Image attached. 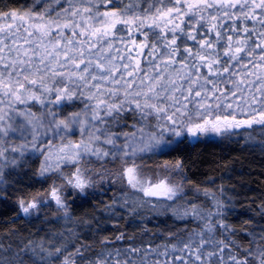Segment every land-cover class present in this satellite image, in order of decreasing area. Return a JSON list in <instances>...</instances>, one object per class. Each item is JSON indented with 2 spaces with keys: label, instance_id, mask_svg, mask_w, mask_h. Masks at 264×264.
<instances>
[{
  "label": "snow or ice",
  "instance_id": "6c2138e0",
  "mask_svg": "<svg viewBox=\"0 0 264 264\" xmlns=\"http://www.w3.org/2000/svg\"><path fill=\"white\" fill-rule=\"evenodd\" d=\"M233 140L264 151V0L0 7V203L10 177L38 161L41 187L17 190L12 223L43 214L61 225L37 239L4 229L0 264H264V223H229L223 185L201 189L179 158L144 174L146 157ZM76 200L95 212L75 216ZM169 214L185 227L153 233L152 217ZM255 216L264 221V201ZM121 220L135 231H120ZM110 222L116 233L104 235Z\"/></svg>",
  "mask_w": 264,
  "mask_h": 264
},
{
  "label": "trees",
  "instance_id": "16d2710c",
  "mask_svg": "<svg viewBox=\"0 0 264 264\" xmlns=\"http://www.w3.org/2000/svg\"><path fill=\"white\" fill-rule=\"evenodd\" d=\"M32 0H0V7L7 5L8 7L20 8L30 5ZM259 139V136H257ZM182 159L185 161V172L190 181L199 185L201 189L210 188L216 190L217 186L223 185L227 189V195L233 198L235 205V212L228 216V222L234 224L237 229L243 227L242 221L252 217L260 221L258 216H255L257 205L264 201V151H261L259 146H245L243 141L233 140L231 142H201V143H185L181 146L178 152L172 153L171 156L165 157H152L145 160L149 164H159L166 160L174 161L175 159ZM38 161L33 162L24 170H21L18 175H13L10 179L13 181L12 187L9 189L10 199L6 204L0 203V232L7 228H16L18 233L25 239H37L43 236L49 228L60 229V224L42 223L43 214L40 220L32 223L27 221L16 220L15 224L12 223L13 207L12 201L15 200L19 192L34 191L40 188L41 185L36 183V177L33 172L38 167ZM113 168L112 164L107 165ZM118 166V165H117ZM26 173V174H25ZM18 181V183H17ZM214 181V183H213ZM46 186V185H45ZM191 185H186L190 188ZM132 193L131 189H127ZM111 195V194H110ZM194 193L189 191V198H193ZM195 202L203 205L206 208H211L212 202L209 198L200 195L195 199ZM46 213L51 216L53 209H46ZM95 212L92 204L82 203L76 200L73 205V214L77 217L89 215ZM97 215L99 213H96ZM151 215V213H147ZM107 231L104 235H114L116 229L112 227L111 222L106 226ZM148 227L153 233L159 228L162 231H176L178 228L185 227V222L175 221L171 215L166 216H153ZM187 227L193 228L195 224L187 223ZM120 231L132 233L135 231L134 227L127 223L126 220L120 221ZM85 233L82 232V235ZM89 242L93 237L87 234ZM147 240L149 236L145 234L141 237L137 235V242L140 240ZM235 239L242 244H247V238L242 234H238ZM16 240V237H9L5 243ZM160 241V237H156V242Z\"/></svg>",
  "mask_w": 264,
  "mask_h": 264
},
{
  "label": "rangeland",
  "instance_id": "374dc122",
  "mask_svg": "<svg viewBox=\"0 0 264 264\" xmlns=\"http://www.w3.org/2000/svg\"><path fill=\"white\" fill-rule=\"evenodd\" d=\"M144 166V174L146 176H155L156 174H163L164 170L161 167H158L160 165H163V163L159 164H149L147 160H144L143 162ZM176 179H179V177H176Z\"/></svg>",
  "mask_w": 264,
  "mask_h": 264
}]
</instances>
